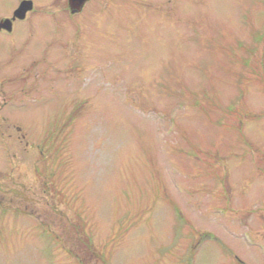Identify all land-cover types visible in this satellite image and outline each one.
Masks as SVG:
<instances>
[{
    "label": "rangeland",
    "instance_id": "1",
    "mask_svg": "<svg viewBox=\"0 0 264 264\" xmlns=\"http://www.w3.org/2000/svg\"><path fill=\"white\" fill-rule=\"evenodd\" d=\"M29 1L0 61L30 71L10 117L57 134L49 229L0 219V264H264V0Z\"/></svg>",
    "mask_w": 264,
    "mask_h": 264
},
{
    "label": "flooded vegetation",
    "instance_id": "2",
    "mask_svg": "<svg viewBox=\"0 0 264 264\" xmlns=\"http://www.w3.org/2000/svg\"><path fill=\"white\" fill-rule=\"evenodd\" d=\"M14 10L15 8L11 11V13H8L4 17L0 18V23L4 19H10V29L7 26L6 28L0 27V35H11L15 29L16 24L18 22L24 21V19L26 18V15L25 18L22 19L13 17ZM27 13L28 11L26 12V14ZM2 65H4V63L0 61V77L2 78V81L0 82V149L2 150L3 154L5 153V157L8 159V161L7 165L4 168L0 169V219H7V215L9 213H13L14 216H17L22 220L27 216L29 217V219H32L35 230L41 235L42 228L44 230L45 228H47L45 226H42V219L46 218L47 213L42 212V209L38 207L36 203L34 204L37 207L32 206L33 203H30L26 200V190L27 188L31 189L33 193H36L40 190L47 191L46 182L48 181V178L47 180L44 179L43 189L38 187V183L41 179V169H43V167H46L45 169H52V167L48 168V166H52V164L48 165L46 161L48 159L51 161L52 159V149L57 145V134L55 130L49 131L48 136L40 137V139L45 140L36 144L32 143L29 140L31 138L29 137L28 132L24 130L19 122L14 121L10 117L9 109L11 108V106L14 103L18 102L17 108L21 109L22 106H24L23 97L26 96V91L24 89L17 90L16 93V91L10 89V85H14V81L16 80V82L23 84L24 79L30 74V71L27 70L26 66H24L21 67L20 70H17L18 74L21 77H11L7 75L8 73H4L2 71ZM16 95H18V97ZM54 111L55 110L53 108V114ZM15 149H17L18 151L15 152ZM20 156H22L21 159ZM16 159L17 161H15ZM42 162L45 163L46 166L42 165ZM15 167H17L18 169H16ZM27 171H29V174L27 176H31L34 181H36V185H29V187H27L25 183H18V185L12 184V174L14 172H17V180H21L19 173L22 172L25 177V173ZM27 210L29 211L27 212ZM50 214L52 215V213ZM262 217H264V215L260 214V218ZM63 219V217L59 218V220ZM71 219L72 218L70 217V221L65 224L69 225L67 233L72 229ZM52 220H56V218L54 219V217L52 216ZM50 232L54 233V231ZM232 257L234 261L237 262V264H244V262H242L236 255H233Z\"/></svg>",
    "mask_w": 264,
    "mask_h": 264
},
{
    "label": "water",
    "instance_id": "3",
    "mask_svg": "<svg viewBox=\"0 0 264 264\" xmlns=\"http://www.w3.org/2000/svg\"><path fill=\"white\" fill-rule=\"evenodd\" d=\"M86 0H68V7L70 8L71 11L74 9L79 10L82 5L85 3ZM31 9V2L29 0H24L20 3L19 7L15 10L14 16H17L19 18H23L26 11ZM10 20L5 19L0 23V27L6 28V26L10 29L9 27Z\"/></svg>",
    "mask_w": 264,
    "mask_h": 264
},
{
    "label": "trees",
    "instance_id": "4",
    "mask_svg": "<svg viewBox=\"0 0 264 264\" xmlns=\"http://www.w3.org/2000/svg\"><path fill=\"white\" fill-rule=\"evenodd\" d=\"M76 230H77V231H75V232H79V231H80V229L77 228V227H76ZM87 237H88V239H89V236H87ZM52 239H53V238H52ZM81 239H82V237L78 236V241L81 240ZM84 240L86 241V239H84ZM88 242H89V240H88ZM80 245H84V243H82V244H80ZM85 251L87 252V249H85Z\"/></svg>",
    "mask_w": 264,
    "mask_h": 264
}]
</instances>
